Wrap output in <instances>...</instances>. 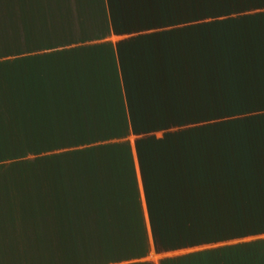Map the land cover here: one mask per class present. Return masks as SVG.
<instances>
[{
    "label": "crops",
    "instance_id": "1",
    "mask_svg": "<svg viewBox=\"0 0 264 264\" xmlns=\"http://www.w3.org/2000/svg\"><path fill=\"white\" fill-rule=\"evenodd\" d=\"M0 264H264V0H0Z\"/></svg>",
    "mask_w": 264,
    "mask_h": 264
},
{
    "label": "rangeland",
    "instance_id": "2",
    "mask_svg": "<svg viewBox=\"0 0 264 264\" xmlns=\"http://www.w3.org/2000/svg\"><path fill=\"white\" fill-rule=\"evenodd\" d=\"M213 116L218 117V114H213ZM249 180H251V176L248 177ZM228 190H229V194L228 197L231 195V193L235 190L236 186H237V181L235 179H233L231 176L228 177ZM237 201L239 200V198H241V200H239V203L235 202V207L233 208L234 211H236V213L234 214V212H231L229 215L225 216L226 218H228L230 220L231 218H233L234 216H236L237 218L242 216V215H246L248 216L249 213L251 212L250 207H252V194L251 192H240L237 191ZM242 198L246 201L244 202L242 200Z\"/></svg>",
    "mask_w": 264,
    "mask_h": 264
}]
</instances>
